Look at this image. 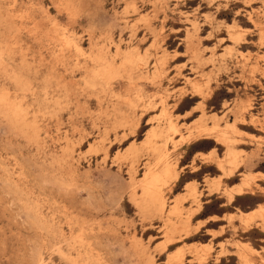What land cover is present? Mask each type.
Returning a JSON list of instances; mask_svg holds the SVG:
<instances>
[{"label": "rangeland", "instance_id": "rangeland-1", "mask_svg": "<svg viewBox=\"0 0 264 264\" xmlns=\"http://www.w3.org/2000/svg\"><path fill=\"white\" fill-rule=\"evenodd\" d=\"M97 72L112 82L111 104L80 92ZM196 131L206 138L187 143ZM165 163L171 177L145 196L144 173ZM249 173L260 176L238 195L231 187ZM261 175L264 0H0V264H74L68 219L87 227L101 264H190L198 252L207 264H264Z\"/></svg>", "mask_w": 264, "mask_h": 264}, {"label": "bare ground", "instance_id": "bare-ground-1", "mask_svg": "<svg viewBox=\"0 0 264 264\" xmlns=\"http://www.w3.org/2000/svg\"><path fill=\"white\" fill-rule=\"evenodd\" d=\"M150 1V0H149ZM160 1V0H159ZM214 1V0H213ZM161 3V2H160ZM163 3V2H162ZM163 5V4H162ZM161 5V6H162ZM155 7H156V5H154ZM154 6H152V7H154ZM44 9V8H43ZM41 10V9H40ZM157 10V9H156ZM153 12H154V10H152ZM157 12V11H156ZM159 14V13H158ZM156 15V14H155ZM157 16V15H156ZM43 19V18H42ZM152 19V18H151ZM44 21H46V20H44ZM33 24H35V23H33ZM193 24V23H192ZM191 24V26H193ZM149 25H150V23H149ZM31 26V25H30ZM37 26V25H36ZM146 28H149V26H147ZM64 30V29H63ZM33 31V30H32ZM193 31V30H192ZM186 32H188V31H186ZM35 33V32H34ZM231 35V34H230ZM232 36H234V37H236L237 39H239V38H242V34L241 33H238V32H233L232 33ZM64 37V36H63ZM229 39V38H228ZM231 39V38H230ZM234 40V39H233ZM236 40V39H235ZM260 40V39H259ZM70 41V40H69ZM231 41V40H230ZM71 42H72V40H71ZM70 42V43H71ZM189 42V41H188ZM75 43H73V45H74ZM152 44V43H151ZM150 44V45H151ZM154 44H155V42H154ZM75 46H76V44H75ZM152 46V45H151ZM117 47V46H116ZM154 47V46H153ZM80 48V47H79ZM94 49V48H93ZM149 50V49H148ZM154 49H152V51H153ZM156 50V49H155ZM79 51H82L81 50V48H80V50ZM152 51H150V53L152 52ZM98 53V52H97ZM118 53V52H117ZM56 54V53H55ZM78 55V54H77ZM80 55V54H79ZM84 55V54H83ZM87 54H85L84 56H86ZM102 55V54H101ZM154 55V54H153ZM103 56H104V54H103ZM115 56V55H114ZM152 56V55H151ZM156 56V55H155ZM54 58V57H53ZM57 58V57H56ZM90 58V57H89ZM116 58V57H115ZM84 59V58H83ZM162 59V58H161ZM166 59V58H165ZM2 60V59H1ZM54 60V59H53ZM56 60V59H55ZM54 60V61H55ZM58 60V59H57ZM87 60V59H86ZM95 60H96V58H95ZM147 60V59H146ZM152 60H153V58H152ZM162 60H164V59H162ZM161 60V61H162ZM91 61V60H90ZM94 62V61H93ZM99 62H101V61H99ZM105 62V61H104ZM125 62V61H124ZM165 62V61H164ZM126 63V62H125ZM153 63V62H152ZM159 63H162V62H160L159 61ZM139 64H140V62H139ZM82 65V64H81ZM107 65V64H106ZM164 65V64H163ZM49 66H50V64H49ZM97 66V65H96ZM51 67V66H50ZM52 67H53V65H52ZM57 68V67H56ZM81 68V67H80ZM79 68V69H80ZM106 69V68H105ZM50 70V69H49ZM58 70H59V68H58ZM77 71V70H76ZM86 71V70H85ZM52 72H53V70H52ZM51 72V73H52ZM81 72V71H80ZM84 72V71H83ZM96 72V71H95ZM50 73V74H51ZM82 73V72H81ZM85 73V72H84ZM110 73V72H109ZM56 74V73H55ZM74 74V73H73ZM79 74V73H78ZM83 74V73H82ZM48 75V74H47ZM57 75V74H56ZM103 75V74H102ZM163 75V74H162ZM50 76V75H49ZM65 76V75H64ZM71 76V75H70ZM69 76V77H70ZM57 77V76H56ZM177 77V76H176ZM51 78V77H50ZM58 78V77H57ZM158 78V77H157ZM48 79H49V77H48ZM124 79V78H123ZM149 79V78H148ZM56 80V79H55ZM61 80V79H60ZM117 80V79H116ZM121 80V79H120ZM133 80V79H132ZM50 81V80H49ZM51 81H53V80H51ZM54 82V81H53ZM52 82V83H53ZM60 82V81H59ZM132 82H134V81H132ZM64 83V82H63ZM73 83V82H72ZM112 83V82H111ZM111 83L110 82H107V80H105L104 79V77L103 76H100V74L97 72V73H94V74H92V76L90 77V79L88 80V81H86L85 82V85L86 86H84L83 88H82V90L80 91V92H82V93H84V94H88V95H92V96H94L96 99L95 100H97V104H99L100 106L102 105V102L103 101H105V100H107L108 101V103H113L112 102V99H111V97H109L108 95H112L113 94V90H112V86H111ZM13 84V83H12ZM15 84L17 85H20V87H23V83H22V81L21 80H18V81H16L15 80ZM56 84V83H55ZM64 84H66V83H64ZM74 84V83H73ZM134 84V83H133ZM59 85V84H58ZM67 85V84H66ZM127 85H128V83H127ZM130 85H131V83H130ZM130 85H128L129 87H130ZM14 86V85H13ZM52 86V85H51ZM11 87V86H10ZM15 87V86H14ZM60 87V86H59ZM64 87V86H63ZM68 87V86H67ZM79 87V86H78ZM122 87H123V85H122ZM132 87H133V85H132ZM70 88V87H69ZM12 89V88H11ZM71 89H72V86H71ZM16 90V89H15ZM70 90V89H69ZM78 91V90H77ZM115 91V90H114ZM7 92V91H6ZM5 92V93H6ZM58 92H65V90L63 89V88H60L59 89V91ZM24 93V92H23ZM76 93V92H75ZM128 93V92H127ZM139 93V92H138ZM137 93V94H138ZM9 94H10V91H9ZM20 94H21V92H20ZM74 94V93H73ZM77 94V93H76ZM81 94V93H80ZM141 94V93H140ZM14 95V94H13ZM72 95V94H71ZM78 95H79V93H78ZM133 95V94H132ZM139 95V94H138ZM35 96V95H34ZM81 96V95H80ZM91 96V97H92ZM140 96V95H139ZM17 97V96H16ZM82 97V96H81ZM109 97V98H108ZM145 97V96H144ZM10 98V97H9ZM8 98V99H9ZM18 98V97H17ZM78 98H79V96H78ZM88 98V97H87ZM160 98H162V97H160ZM12 99V98H11ZM70 99V98H69ZM68 99V100H69ZM75 99H77V98H75ZM80 99V98H79ZM84 99H85V96H84ZM91 99V98H90ZM114 99V98H113ZM136 99H138L139 100V98H136ZM15 100V99H14ZM123 100V99H122ZM142 100V99H141ZM151 100V99H150ZM6 101H7V98L6 97H3L2 98V106L3 107H10L11 105H13V104H10V106L6 103ZM91 101H94V100H92L91 99ZM154 101V100H153ZM162 101H164V99L162 100ZM12 101H10V103H11ZM78 102V101H77ZM83 102H84V100H83ZM88 102V101H87ZM120 102V101H119ZM124 102V101H123ZM152 102V101H151ZM81 103H82V101H81ZM104 103V102H103ZM107 103V104H108ZM126 103V102H125ZM142 103V102H141ZM17 104V103H16ZM157 104H158V102H157ZM93 105V104H92ZM91 105V106H92ZM98 105V106H99ZM105 105V104H104ZM129 105V104H128ZM145 105V104H144ZM14 106V105H13ZM78 106H79V104H78ZM96 106V105H95ZM109 106V105H108ZM118 106V105H117ZM156 106V105H155ZM66 107V106H65ZM80 107H84V106H81L80 105ZM113 107V106H112ZM133 107V106H132ZM159 107V106H158ZM161 107H162V105H161ZM11 108V107H10ZM10 108H9V110H10ZM104 108V107H103ZM118 108V107H117ZM147 108H148V105H147ZM4 109H7V108H4ZM35 109V108H34ZM93 109V108H92ZM99 109H100V107H99ZM106 109V108H105ZM109 109V108H108ZM115 109V108H114ZM143 109V108H142ZM149 109V108H148ZM157 109V108H156ZM160 109V108H159ZM3 110V109H2ZM8 110V109H7ZM13 110L15 111V114H18V109L17 108H14L13 107ZM27 110V109H26ZM79 110V109H78ZM81 110H83V109H81ZM84 110H85V108H84ZM102 110H104V109H102ZM11 111V110H10ZM145 111V110H144ZM162 111L163 112H165L166 111V106H164L163 105V107H162ZM28 112V111H27ZM32 112H34V111H32ZM99 112V111H98ZM100 112H102V111H100ZM106 112H108V111H106ZM113 112V111H112ZM111 111H110V113H112ZM134 112V111H133ZM161 112V111H160ZM163 112H161V115H162V113ZM167 112H168V110H167ZM6 113V112H5ZM8 113H9V111H8ZM23 113H26V112H23ZM82 113V112H81ZM115 113V112H114ZM7 114V113H6ZM20 114H21V112H20ZM30 115H31V113H29ZM108 114V113H107ZM165 114V113H164ZM167 114V113H166ZM5 115V114H4ZM26 115H27V113H26ZM81 115H83V114H81ZM113 115V114H112ZM118 115V114H117ZM121 115V114H120ZM160 115V116H161ZM9 116H11V114L9 115ZM13 116V115H12ZM16 116H18V115H16ZM38 116V115H37ZM97 116V115H96ZM108 116H109V114H108ZM111 116V115H110ZM164 116V115H163ZM14 117V116H13ZM114 117V116H113ZM113 117H111V118H113ZM118 117H119V115H118ZM162 117V116H161ZM168 117V116H167ZM18 118H19V116H18ZM33 118V117H32ZM36 118H38V117H36ZM35 118V119H36ZM98 118V117H97ZM110 118V117H109ZM163 118V117H162ZM9 119H11V118H9ZM21 119L23 120H26L27 119V117L26 118H22L21 117ZM29 119H31L30 117H29ZM34 119V118H33ZM39 119V118H38ZM128 120L130 119V118H127ZM12 120V119H11ZM17 120V117H15V121ZM28 120V119H27ZM95 120V119H94ZM93 120V121H94ZM165 120V119H164ZM167 120V119H166ZM169 120V119H168ZM18 121V120H17ZM32 121V120H31ZM92 121V122H93ZM108 121V120H107ZM111 121H112V119H111ZM119 121V120H118ZM121 121V120H120ZM20 122V121H19ZM109 122H110V120H109ZM174 122V121H173ZM16 123H18V122H16ZM22 123L24 124V122L22 121ZM25 123H28V122H25ZM94 123V122H93ZM102 123V122H101ZM105 123H106V121H105ZM121 123H123L122 121H121ZM159 123V122H158ZM12 124V123H11ZM19 124V123H18ZM22 124V125H23ZM104 124V123H103ZM118 124H119V122H118ZM124 124H126L125 122H124ZM123 124V127L125 126ZM163 124H164V122H163ZM28 125V124H27ZM95 125V124H94ZM110 125V124H109ZM13 126H15V125H13ZM25 126V125H24ZM23 126V127H24ZM163 126V125H162ZM16 127V126H15ZM14 127V128H15ZM21 127V126H20ZM130 127V126H129ZM161 127V126H160ZM165 127V126H164ZM167 127H169V126H167ZM196 127V126H195ZM199 127V126H198ZM196 128V129H200V128ZM35 128H37V127H35ZM35 128H34V130H35ZM108 128H110V127H108ZM230 128H232V127H230ZM16 129V128H15ZM18 130H20L19 128H17ZM21 129H23V128H21ZM39 129V128H38ZM118 129V128H117ZM134 129V128H133ZM172 129V128H171ZM226 129V128H225ZM30 130H32V129H30ZM34 130H32V133H33V131ZM99 130V129H98ZM115 130V129H114ZM158 130V129H157ZM202 130V129H201ZM229 130V129H228ZM35 131H37V129L35 130ZM41 131V130H40ZM95 131V130H94ZM106 131H108V129H106ZM118 131V130H117ZM120 131V130H119ZM159 131V130H158ZM163 131V130H162ZM166 131V130H165ZM174 131V130H173ZM26 131H24L23 133H25ZM113 132V131H112ZM175 132V131H174ZM197 132V131H196ZM46 133H47V131H46ZM122 133V132H121ZM130 133V132H129ZM153 133H155V132H153ZM169 133V132H168ZM21 134H22V131H21ZM27 134V133H26ZM36 134V133H35ZM39 134V133H38ZM103 134V133H102ZM113 134V133H112ZM116 134V133H115ZM126 134V133H125ZM152 134V133H151ZM192 134V133H191ZM190 134V135H191ZM227 134V133H226ZM32 135V134H31ZM123 135H124V133H123ZM122 135V136H123ZM170 135V134H169ZM206 133L204 134V133H202L201 131H198L197 132V134L196 135H194L193 136V134H192V136H190V138H188L189 140H188V142L187 143H191V142H193V141H196V140H198V139H204V138H206ZM115 136L116 135H114L113 137L115 138ZM155 136H157V135H155ZM159 136V135H158ZM161 136L162 135H160V137L159 138H161ZM168 136V135H167ZM222 135H220V137H221ZM223 136H224V134H223ZM226 136V135H225ZM30 137V136H29ZM32 137V136H31ZM35 137V136H34ZM34 137H32V138H34ZM117 137V136H116ZM125 137H126V135H125ZM168 137H170V136H168ZM186 137H189V136H186ZM109 138V137H108ZM150 138V137H149ZM225 139H227L226 137H224ZM26 139V138H25ZM104 139V138H103ZM107 139V138H106ZM116 139V138H115ZM120 139V138H119ZM150 139H152V136H151V138ZM158 139V138H157ZM157 139H155V140H157ZM187 139V138H186ZM229 139V138H228ZM227 139V140H228ZM29 140H30V138H29ZM105 140V139H104ZM104 140H103V142H101V143H104ZM112 140V139H111ZM121 140V139H120ZM119 140V141H120ZM124 140H125V138H124ZM148 140V139H147ZM159 140V139H158ZM223 140V139H222ZM221 140V141H222ZM226 140V141H227ZM33 141H34V139H33ZM116 141H117V139H116ZM150 141V140H149ZM163 141V140H162ZM186 141V140H185ZM233 141V140H232ZM231 141V142H232ZM29 142V141H28ZM35 142V141H34ZM33 142V143H34ZM38 142H39V140H38ZM113 142H115V140L113 141ZM112 142V143H113ZM118 142V141H117ZM151 142V141H150ZM170 142H171V140H170ZM230 142V141H229ZM229 142H228V144H229ZM44 143V142H43ZM42 143V144H43ZM46 143V142H45ZM152 144H153V142H151ZM160 143V142H159ZM164 143V142H163ZM172 143V142H171ZM39 144V143H38ZM106 144V143H105ZM108 144V143H107ZM110 144V143H109ZM108 144V145H109ZM145 144V143H144ZM147 144V143H146ZM166 144V143H165ZM231 144V143H230ZM99 145V144H98ZM149 145V144H148ZM157 145V144H156ZM156 145H155V147H156ZM160 145V144H159ZM233 145V144H232ZM235 145V144H234ZM39 146H41V145H39ZM97 146V145H96ZM103 146V145H102ZM143 146H145V145H143ZM152 146V145H151ZM150 146V147H151ZM154 146V145H153ZM226 146V145H225ZM229 146H231V145H229ZM228 146V147H229ZM36 147V146H35ZM34 147V148H35ZM44 147V146H43ZM101 147V146H100ZM108 147V146H107ZM133 147H134V145H133ZM136 147V146H135ZM154 147V148H155ZM160 147V146H159ZM162 147H164V146H162ZM166 147H167V144H166ZM227 147V146H226ZM37 149H38V145H37V147H36ZM41 148V147H40ZM103 148V147H102ZM128 148V147H127ZM140 148V147H139ZM143 148V147H142ZM153 148V149H154ZM108 149V148H107ZM134 149V148H133ZM141 149V148H140ZM144 149V148H143ZM164 149V148H163ZM229 149H231V148H229ZM233 149V148H232ZM41 150V149H40ZM60 150H61V148H60ZM63 150V149H62ZM128 150V149H127ZM155 150V149H154ZM165 150H166V148H165ZM236 150V149H235ZM100 151H102V150H100ZM106 151V150H105ZM137 151V150H136ZM233 151V150H232ZM127 151H125V153H126ZM143 152V151H142ZM148 152V151H147ZM156 152V151H155ZM160 151H158V153H159ZM169 152V151H168ZM226 152V151H225ZM100 153V152H99ZM135 153V152H134ZM240 153V152H239ZM96 154V153H95ZM103 154V157H104V153H102ZM107 154V153H106ZM105 154V155H106ZM119 154V153H118ZM146 154V153H145ZM160 154H163V151H162V153H160ZM115 155H117V154H115ZM137 155V154H136ZM135 155V156H136ZM138 155H140L139 153H138ZM170 155V154H169ZM107 156V155H106ZM105 156V157H106ZM130 156V155H129ZM128 155H127V157H129ZM153 156V155H152ZM151 156V157H152ZM159 156V155H158ZM104 157V158H105ZM115 157V156H114ZM118 157V156H117ZM120 157H122V156H120ZM123 157H125L124 155H123ZM146 157V156H145ZM161 157H163V156H161ZM227 157H229V156H227ZM235 157H236V155L235 154H232L231 156H230V158L228 159L229 160V166H230V170H232V169H234L235 168V165H234V163L237 161V159H236V161H235ZM62 158V157H61ZM139 158V157H138ZM144 158V157H143ZM164 158H166V157H164ZM163 158V159H164ZM170 158V157H169ZM225 159H226V157H224ZM141 159V158H140ZM146 159V158H145ZM167 159V158H166ZM165 159V160H166ZM103 160V159H102ZM116 160H117V158H116ZM120 160H122V159H120ZM119 160V161H120ZM162 160V159H161ZM54 161V160H53ZM133 161V160H132ZM143 161V160H142ZM147 161V160H146ZM158 161H160V159L158 160ZM168 161V160H167ZM60 162V161H59ZM63 162V161H62ZM100 162V161H99ZM128 162V161H127ZM161 162V161H160ZM169 162V161H168ZM114 163H115V161H114ZM163 162H161V164H162ZM171 163V162H170ZM169 163V164H170ZM228 163H226V164H228ZM237 163V162H236ZM116 164L118 165V163L116 162ZM120 164V163H119ZM131 164H132V162H131ZM160 164V163H159ZM168 164V165H169ZM231 164V165H230ZM141 165V164H140ZM139 165V166H140ZM144 165V164H143ZM146 165V164H145ZM167 164L165 163V167L163 168V171H162V173H156V172H154V171H152V170H148V171H146L145 173H144V176H143V179H142V187H143V194L145 195V196H151V197H153V198H155V195H157L158 196V193H157V187L159 186V184L160 183H162V182H164L165 180V177L166 176H168L169 178L171 177L170 176V173H171V169H170V167L167 165ZM220 165V164H219ZM219 165H218V167H219ZM225 165V164H224ZM160 166V165H159ZM158 166V167H159ZM222 166V165H221ZM228 166V165H227ZM70 167V166H69ZM141 167H143L142 165H141ZM232 167V168H231ZM67 168V167H66ZM71 168V167H70ZM149 168H150V166H149ZM172 168H174L173 166H172ZM228 168V167H227ZM130 169V168H129ZM68 170V169H67ZM71 170V169H70ZM161 170V169H160ZM69 171V170H68ZM158 171V170H157ZM233 171V170H232ZM231 171V172H232ZM66 172V171H65ZM127 172V171H126ZM137 172V171H136ZM229 172V171H228ZM230 172V173H231ZM135 174V173H134ZM227 174V173H226ZM250 174V173H249ZM173 175V174H172ZM176 175V174H175ZM174 175V176H175ZM232 175V174H231ZM251 175V174H250ZM137 176V175H136ZM230 176V174H228V177ZM258 176H260V175H258L257 173H253L252 175H251V177H248L247 175L244 177V178H246V180L244 181V183L243 184H240V185H238V186H236V193L238 194V195H241L242 193H243V191H244V187L245 186H247L248 187V181L249 180H251V179H254V178H256V177H258ZM168 177H166V178H168ZM261 177H264V175H261ZM174 178V177H173ZM243 178V179H244ZM135 179V178H134ZM137 180V179H136ZM139 180H140V178H139ZM164 180V181H163ZM172 180V179H171ZM176 180V179H175ZM135 181V180H134ZM131 182V181H130ZM136 182V181H135ZM167 182V181H166ZM168 182H170V181H168ZM139 183V182H138ZM136 184V183H135ZM214 185V184H213ZM130 186V185H129ZM164 186H166V185H164ZM216 186V185H215ZM136 187H138V186H136ZM132 188V187H131ZM130 188V189H131ZM160 188H161V186H160ZM160 188H158V190L160 189ZM137 189V188H136ZM134 190H135V188H134ZM133 190V191H134ZM139 190V189H138ZM216 190V189H215ZM137 191V190H136ZM135 192V191H134ZM138 193V192H137ZM189 193V192H188ZM193 193H194V189H193ZM244 193H245V191H244ZM139 194H141V193H139ZM138 194V195H139ZM225 194V193H224ZM229 194V193H228ZM192 195H194V194H190V196H192ZM226 195V194H225ZM189 196V197H190ZM130 197V196H129ZM163 197V196H162ZM131 198V197H130ZM137 198H138V196H137ZM153 198H151V199H153ZM187 198V197H186ZM132 200V199H131ZM134 200H135V198H134ZM163 200V199H162ZM160 201V199H159V203H160V205L161 206H163V201ZM144 201V200H143ZM155 201V200H154ZM153 201V202H154ZM157 201V200H156ZM197 200H195L194 202H196ZM143 203V202H142ZM145 203V202H144ZM152 203V202H151ZM179 203H181V202H179ZM196 203H198V202H196ZM147 204H149V203H147ZM155 204V203H154ZM136 206L138 205V204H135ZM175 205V204H174ZM177 205H179L178 204V202H177ZM193 205V204H192ZM143 206V205H142ZM155 206V205H154ZM196 206V205H195ZM194 206V207H195ZM137 207H139V206H137ZM141 207V206H140ZM192 207V206H191ZM197 207V206H196ZM151 208V207H150ZM161 208V207H160ZM164 208V207H163ZM163 208H162V210H163ZM179 208H180V206H179ZM158 209V208H157ZM194 209V208H193ZM198 210V209H197ZM200 210V209H199ZM175 211H177L178 212V207H175L174 208V212ZM183 211V210H182ZM188 211H189V209H188ZM194 211H196V210H194ZM138 212H140V211H138ZM157 212H158V210H157ZM159 212H160V210H159ZM158 212V213H159ZM162 212V211H161ZM176 212V214L177 215H179L178 213ZM181 212V211H180ZM189 212H191V210L189 211ZM188 212V213H189ZM197 212V211H196ZM141 213V212H140ZM144 213V212H143ZM167 213H169V212H167ZM142 214V213H141ZM160 214V213H159ZM263 214V213H262ZM164 215V214H163ZM170 215H172V214H170ZM182 215V214H181ZM252 214L250 213V214H248V213H243V212H241L240 214H239V216H238V218H239V220L241 221V222H243L246 226L244 227V229L246 230V231H248L249 229H250V226H248V223L250 222V220H251V218H252V216H251ZM145 216V215H144ZM147 216V215H146ZM165 216V215H164ZM185 216V215H184ZM262 216V215H261ZM149 217V216H148ZM161 217V216H160ZM190 218V217H189ZM189 218H187V219H189ZM147 219V218H146ZM158 219V218H157ZM210 220V219H209ZM216 219L215 218H211V222H214ZM172 221V220H171ZM170 222V221H169ZM206 222V221H205ZM263 222H264V220H263ZM182 223V222H181ZM150 224V223H149ZM252 224V223H251ZM166 225V224H165ZM164 225V226H165ZM85 225L82 223V222H79V221H77L76 219L75 220H70V219H68L66 222H64V227L62 228V237L61 238H63V242L65 243V251L67 252V254H68V258L70 257V256H73L72 255V252L74 251L75 252V254H74V264H101V260L99 259V257L94 253V243H93V246H92V244H91V240L89 241V236H88V234L85 232V229H87V227L85 228L84 227ZM90 226V225H89ZM115 226H116V224H115ZM125 226V225H124ZM177 226V225H176ZM181 225H179V227H180ZM173 227H175V225L173 226ZM178 227V226H177ZM189 227V226H188ZM203 227V225H199L196 229L195 228H193V229H195V231L193 230L192 232L194 233V235H197L198 234V232L200 231V229ZM243 227V226H242ZM190 228H191V226H190ZM91 229V228H90ZM113 229V228H112ZM121 229V228H120ZM127 229V228H126ZM125 229V230H126ZM170 229H171V227H170ZM188 229V228H187ZM243 229V230H244ZM166 230H168V229H166ZM180 230H181V228H180ZM184 230V229H183ZM189 230H191V229H189ZM171 231V230H170ZM178 231V230H177ZM88 232V231H87ZM164 232V231H163ZM184 232V231H183ZM192 232L191 231H188L187 230V232H185L184 234L186 235V236H189L190 234H192ZM243 232V231H242ZM166 234V233H165ZM173 234V233H172ZM171 234V235H172ZM173 235H175V233L173 234ZM178 235V234H177ZM92 236V235H91ZM184 235H182V237H183ZM93 237V236H92ZM127 237V236H126ZM173 237V236H172ZM124 238V237H123ZM179 238V237H178ZM91 239V238H90ZM167 239V238H166ZM172 238H170V240H171ZM187 239V238H186ZM128 240H131V239H128ZM173 240H175V239H173ZM177 240V239H176ZM184 240V239H183ZM132 241H133V239H132ZM138 241H140V240H138ZM130 242V241H129ZM161 242H163V240L161 241ZM180 242V241H179ZM137 243V242H136ZM142 243V242H141ZM131 244V243H130ZM164 244V243H163ZM174 244V243H173ZM158 245H159V243H158ZM235 245V244H234ZM130 246V245H129ZM133 246H134V244H133ZM240 246V245H239ZM142 247V246H141ZM210 247V246H209ZM208 247V248H209ZM240 247H242V246H240ZM138 248H139V246H138ZM162 248V247H161ZM204 247H202V249H203ZM206 248V247H205ZM211 248V247H210ZM209 248V249H210ZM219 248V247H218ZM243 248V247H242ZM130 249H131V247H130ZM140 249V248H139ZM142 249V248H141ZM195 249H197L198 250V248H195ZM236 249V248H235ZM244 249V248H243ZM143 250H144V248H143ZM146 250V249H145ZM162 250V249H161ZM208 250V249H207ZM207 250L205 249V252H207ZM139 251H141V250H139ZM149 251V250H148ZM147 251V252H148ZM241 251V250H240ZM64 252V251H63ZM95 252H96V250H95ZM169 252V251H168ZM168 252H167V254H168ZM180 252V251H179ZM208 252H212V251H208ZM245 252V251H244ZM65 253V252H64ZM63 253V254H64ZM137 253V252H136ZM171 253V252H170ZM210 253H207V254H209L210 255ZM144 254H145V252H144ZM165 254V253H164ZM164 254H162V253H159L157 256L159 257V258H161V257H163L164 256ZM244 254V253H243ZM142 255V254H141ZM178 255V254H177ZM183 255H185L184 253H183ZM245 255H247V254H245ZM130 256V255H129ZM128 256V257H129ZM138 256V255H137ZM176 256V255H175ZM193 257H194V255H192ZM207 256V255H206ZM218 256V255H217ZM66 256H64L63 258L64 259H66L65 258ZM157 257V258H158ZM170 257V256H169ZM172 257V256H171ZM240 257H242V261H243V263L244 264H249L248 263V261L245 259V257L244 256H240ZM66 259L68 262H69V259ZM139 258H142V257H139ZM138 258V259H139ZM185 258V257H184ZM206 257H204V255L203 254H200L199 252L198 253H196L195 254V258H194V262H192V263H190V264H207V262H206V259H205ZM218 258H220L219 256H218ZM133 259V258H132ZM209 259V258H208ZM124 260H126V259H124ZM155 260V259H154ZM238 260V259H237ZM249 260V259H248ZM104 261V260H103ZM193 261V260H192ZM114 262V261H113ZM140 262V261H139ZM218 262V261H217ZM254 262V261H253ZM72 263V262H71ZM135 263H137L136 262V260H135ZM144 263V262H143ZM154 262H153V259H151L150 260V264H153ZM239 263V262H238ZM69 264V263H68ZM73 264V263H72ZM129 264H131V262H129ZM164 264H183V261L182 260H180V259H176L175 257H172V258H168V259H166V261H165V263ZM188 264V263H187ZM240 264V263H239Z\"/></svg>", "mask_w": 264, "mask_h": 264}, {"label": "crops", "instance_id": "crops-1", "mask_svg": "<svg viewBox=\"0 0 264 264\" xmlns=\"http://www.w3.org/2000/svg\"><path fill=\"white\" fill-rule=\"evenodd\" d=\"M234 187H236V185L232 186L231 188H234Z\"/></svg>", "mask_w": 264, "mask_h": 264}]
</instances>
